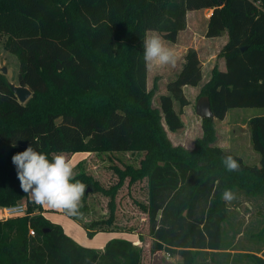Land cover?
Masks as SVG:
<instances>
[{
    "label": "trees",
    "instance_id": "trees-1",
    "mask_svg": "<svg viewBox=\"0 0 264 264\" xmlns=\"http://www.w3.org/2000/svg\"><path fill=\"white\" fill-rule=\"evenodd\" d=\"M203 10H212L206 38L228 34L219 54L227 71L215 67L205 86L214 119L202 120L203 135L190 150L175 146L169 132L184 128V87L200 85L202 62L189 49L154 107L143 40L155 31L176 43L188 12ZM2 37L4 49L18 58L19 85L32 96L21 104L0 69V207L27 206L26 216L0 221V264H143L142 252L128 240L113 239L103 251L84 248L43 216L22 192L12 163L29 145L49 158L59 152L144 155L139 167H115L118 181L110 188L86 173L75 177L87 194L109 198L108 217L88 224L72 217L91 238L136 232L119 223L116 211L125 183L143 181L147 201L139 206L148 217L152 254L177 255L181 264H199L206 254L226 257L217 264H264V207L258 226L247 228L259 247L232 249L231 236L244 233L233 230L222 199L230 189L264 202V116L248 123L258 164L217 146L215 128V119L223 121L230 110H264V0H0ZM228 155L239 171L226 170L222 157ZM145 239L140 235L141 243Z\"/></svg>",
    "mask_w": 264,
    "mask_h": 264
},
{
    "label": "rangeland",
    "instance_id": "rangeland-1",
    "mask_svg": "<svg viewBox=\"0 0 264 264\" xmlns=\"http://www.w3.org/2000/svg\"><path fill=\"white\" fill-rule=\"evenodd\" d=\"M201 18L205 19V15L203 14ZM196 23L198 24V22ZM151 32L155 31H150L148 34H151ZM195 33H197L195 34L197 38L190 39L187 35L183 36L180 39L178 46L164 40L165 44L175 53L177 60L175 67L165 65L148 69V89L156 90L153 97V105L154 107L159 108V97L167 93V84L172 81L182 69L184 57L187 53L186 48H198L197 52L200 55L201 62L204 63L202 64L205 75L204 83L197 89H192L190 87L184 88V93L189 101V105L183 110L182 115L184 128L177 133L169 132V138L175 146L180 145L190 150L195 147L197 139L203 135L202 120L197 116L195 108L198 100L206 95V82L209 79L212 65L215 63V60H213L210 64L207 63L208 58L205 55L207 52L212 51V46L209 45L202 37L204 33L202 31V24L200 21L199 26L195 29ZM188 40H191L192 43L190 41L189 44L187 42ZM3 68L7 69V74L5 76L8 82L18 86L20 64L15 55L8 53L4 49V40L0 41V69L2 70ZM176 107L179 111L178 105H176ZM259 112L260 110L256 109L235 110L231 113V115L234 113L244 114L246 115L244 120L237 121L247 123L248 116H256ZM215 123L219 124L217 126L220 128V123L218 121ZM237 123L238 122H235V119L231 118L227 125V127L229 126L227 129H225L226 126L224 129L222 128L223 126H221L218 130L225 138L226 144L223 143V140L220 138L219 140H222V143L218 142L216 144H221L222 146L224 145V147H228L231 151H237L238 153L243 154L249 159L246 163L251 164V162H254L255 160L251 157V155H249L251 147H249V136H247L248 133L246 132L248 127H243L241 125L240 127L236 126ZM245 123L243 125H245ZM235 136L239 137L238 141H234L236 140L234 139ZM68 156L73 162L75 177L81 173H86L87 175L92 176L105 188H110L118 181V177L113 170L115 167L121 169H124L125 166L128 165L139 167L140 162L144 157L141 153H79ZM235 195L236 199L231 203H228L230 221L231 225L234 226L233 230H238V228H240V231L244 234L237 233L235 236H231V241L234 246L232 249L244 248L248 250H256V248L259 247V242H254V240L250 238L251 234L247 232V228H249L252 224L256 227L258 226L257 213L260 207H264V202L261 200H248L240 193H235ZM146 198L147 192L145 182L142 181L133 187H128L127 181L125 186L120 191L116 214L119 223H121L123 227L126 229L134 228V231L136 230V232H101L102 235L97 237L96 240H93V238H91L88 234L85 235L86 229L81 225V223L88 224L91 220H97L109 216V198L105 197L103 194H93L91 192L85 194L82 200V207L80 209L83 213V217L78 218L81 223L74 220L72 217L65 215L61 210L51 209L47 205L43 206V211L50 217V219L60 217L63 222L67 221L70 226L64 223V227H66L68 234L73 235L76 239H78L80 244L84 247L98 248V245L102 243V241L110 239L111 237L113 239H125L131 241L133 240V237H135L134 234L140 233L139 236L144 235L146 237L145 242H140L137 246V250L142 252L143 264H181L182 261L177 255H171L166 252L151 253L150 246L152 241L147 237L149 231L148 217L142 212L139 206V204L147 201ZM227 227L228 229L231 228L229 226ZM258 231L259 230H257V232ZM229 234H233L231 230H229ZM230 252L232 254L236 253V251ZM226 260V257L224 258L221 256L206 254L200 257L199 264H217L218 262L224 263Z\"/></svg>",
    "mask_w": 264,
    "mask_h": 264
},
{
    "label": "clouds",
    "instance_id": "clouds-1",
    "mask_svg": "<svg viewBox=\"0 0 264 264\" xmlns=\"http://www.w3.org/2000/svg\"><path fill=\"white\" fill-rule=\"evenodd\" d=\"M143 57L146 69L165 65L175 67L177 63L174 51L156 32L146 34ZM12 163L16 166L22 192L28 194L35 204L61 210L70 217H83L80 209L87 185L75 178L74 165L68 155L59 152L49 158L46 153L29 145L12 156ZM222 163L229 172L240 170V164L231 155L222 157ZM222 199L231 203L236 195L225 189Z\"/></svg>",
    "mask_w": 264,
    "mask_h": 264
},
{
    "label": "crops",
    "instance_id": "crops-1",
    "mask_svg": "<svg viewBox=\"0 0 264 264\" xmlns=\"http://www.w3.org/2000/svg\"><path fill=\"white\" fill-rule=\"evenodd\" d=\"M203 14L205 15V19L204 18H201ZM211 15H212V10H203V11H191V12H188V14H187V28H186V30L182 31L179 34L178 40H177L176 43H172V44H175L176 46H178V43H179L180 39L183 36H186V35L190 39L197 38L195 36V34H197V33H195V29L197 28V26H199V21L201 22V24H202V31L204 33V35H202V37L204 38L205 41L208 42L209 45L212 46V51L207 52L206 55H205L208 58L207 63L210 64L213 60H215V63L212 65V68L210 70L211 73H210L209 79H208V81L206 83H208L210 81L211 76H212L213 69L215 67H217L219 71H222V72H226L227 71L225 59L219 57V54L221 53V51L223 50V48L225 47V45L228 42V34L225 32V33H223V35L221 37H218V38H212V39L206 38L208 21H209V18H210ZM196 22H198V24ZM6 39H7V37H2V38H0V41L4 40V43H5V40ZM190 41L191 40H188L187 42L190 44ZM191 43H192V41H191ZM187 49L189 50V48H186V51H188ZM190 49H193V50L198 51V48L191 47ZM199 58H200V55H199ZM202 64H204V63H202ZM204 77H205V75H204V70H203V80L200 83V85L198 87H190V88H192V89H195L196 88L197 89V88L201 87V85L204 83ZM187 87H189V86H186L184 88H187ZM235 110H252V109H234V110H230L227 113L226 118L223 121H218V120L215 119V122L218 121L220 123V126H219L220 128H221V126H223L222 128L224 129V127L226 126L225 129H227L229 127V126L227 127V125H228L229 121L231 120V118L235 119V122H238L236 124V126H239L240 127V125H241L243 127L244 126H247L248 127V123H249V121L252 118L258 117V116H264V110H262V109H256V110H260V112L256 116H253V115L252 116H248V122L247 123L244 122L245 125H243L244 123H241L240 121H243L246 115L239 114V113H234L233 115H231V113L233 111H235ZM237 120H240V121H237ZM217 125H219V124L215 123V128H216V133H217V143L218 142L222 143V140H223V143H225V138L219 132L218 129H220V128H218ZM246 132L248 133L247 136H249L248 137V139H249V147H251V152L249 153V155H251V157L255 160L254 162H251L250 165L258 164L259 163V160H260V155L253 149L252 141H251V133H250L249 127L246 129ZM219 138L222 139V140H219ZM234 139H236L234 141H238L239 137L238 136H235ZM217 146L223 148L224 150H226L228 152L231 151V149H228V147H224V145L222 146L221 144H218ZM231 152L234 153V154H236V155H238V156H240L245 162L249 160L243 154L238 153L237 151H231ZM87 154H90V153H87ZM91 155H93V154H91ZM247 164H249V163H247ZM30 200H32L31 197H30ZM41 207L43 208V206H41ZM5 209L6 208H1L0 207V221L7 220V217H6V214H5ZM43 216L47 220H49L51 223H53L55 225L61 226L63 228L65 234L68 235L70 238H72L76 242V244L78 246L84 247L83 245L80 244V241H78V239H76L73 235L68 234V231H67L66 227H64V223H66V224H68V226H70L69 223H67V221L63 222L62 218H60V217H56L55 219H50V217L46 213H44V212H43ZM85 233H86L85 235H87L88 234V231L85 230ZM100 235H102L101 232L98 233V234H96L93 237V240H96L97 237H99ZM134 235H135V237H133V240H131L130 242H132L134 244V246L137 248V246L140 244V236L138 234H134ZM134 235H132V236H134ZM123 237H124V235H123ZM111 240H113L112 237L110 239H107V240L102 241V243H100L98 245V248H95V247H92V248L91 247H84V248H89V249H93V250H97V251H103L104 248L106 247L107 243L109 241H111Z\"/></svg>",
    "mask_w": 264,
    "mask_h": 264
},
{
    "label": "water",
    "instance_id": "water-1",
    "mask_svg": "<svg viewBox=\"0 0 264 264\" xmlns=\"http://www.w3.org/2000/svg\"><path fill=\"white\" fill-rule=\"evenodd\" d=\"M242 50L245 51V50H247V48H243ZM2 73L4 75H6L7 69L3 68ZM10 89L15 94V96L18 98V100L21 104H25L32 96V93L28 88L22 87L20 85L16 86L14 84H10ZM195 111H196L197 116L201 120L214 119L211 101H210V98L207 96L201 97L198 100V102L196 104Z\"/></svg>",
    "mask_w": 264,
    "mask_h": 264
},
{
    "label": "built area",
    "instance_id": "built-area-1",
    "mask_svg": "<svg viewBox=\"0 0 264 264\" xmlns=\"http://www.w3.org/2000/svg\"><path fill=\"white\" fill-rule=\"evenodd\" d=\"M259 4V3H257ZM5 214L7 219L9 218H17L23 217L27 215V206L25 204H19L14 207H9L5 209ZM31 236H35V232L33 230L30 231Z\"/></svg>",
    "mask_w": 264,
    "mask_h": 264
}]
</instances>
